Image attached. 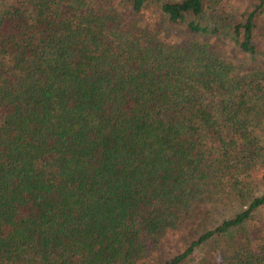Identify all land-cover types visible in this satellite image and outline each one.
Wrapping results in <instances>:
<instances>
[{
  "label": "trees",
  "instance_id": "16d2710c",
  "mask_svg": "<svg viewBox=\"0 0 264 264\" xmlns=\"http://www.w3.org/2000/svg\"><path fill=\"white\" fill-rule=\"evenodd\" d=\"M5 2L0 264H143L165 228L207 201L240 200L165 263L186 264L255 220L264 195L244 201L264 156V52L249 66L232 54L258 55L264 0L239 20L220 0ZM156 2V19H135ZM172 27L186 43H167ZM258 246L218 248L201 264H264Z\"/></svg>",
  "mask_w": 264,
  "mask_h": 264
},
{
  "label": "rangeland",
  "instance_id": "374dc122",
  "mask_svg": "<svg viewBox=\"0 0 264 264\" xmlns=\"http://www.w3.org/2000/svg\"><path fill=\"white\" fill-rule=\"evenodd\" d=\"M18 0H6L3 10L8 9L10 6H14ZM94 3L96 1L102 0H92ZM111 4L115 0H103ZM158 1H167V0H158ZM261 0H220L223 2L227 8V15H234L238 20L241 15L244 13L246 9L253 8L256 5L260 4ZM91 2V0H90ZM114 8H109L107 11H114ZM157 10H159V3L156 2L154 5H151L149 11L146 15L137 16L135 19L140 22H147L151 18L156 19ZM128 16L127 12L123 9V17L126 18ZM130 23H137L132 17L126 18ZM162 24L160 20L157 22ZM207 23V21H206ZM208 23H210L208 21ZM165 25V24H164ZM137 27V26H136ZM164 34L166 35V41L168 44L179 46L181 43H186L188 37L185 34V30L183 27H172L170 29L163 28ZM180 37L183 39L180 41ZM255 44L258 48V55L255 57H245L239 54L237 51H233L234 63L236 65L249 66L251 64L261 65V55L264 52V14L260 18L258 22V27L254 34ZM219 41L220 49H224L227 46L228 42ZM224 51H226L224 49ZM227 52V51H226ZM229 53V52H227ZM264 67V66H263ZM258 128L257 136L263 139L264 135V117L261 119L258 117L257 122ZM246 186L250 189L247 190L246 200L244 204L248 201H251L254 197H259L264 195V156L262 155L255 163V167H253L248 172V177L246 178ZM241 201L229 202L225 199V201H218L213 204V202L207 201L202 207H200L196 211V215L194 218L185 223L179 229H173L171 227L165 228L163 231V238L158 248L155 250L156 252L143 264H165L167 260L172 258L173 256L183 252V250L194 240L199 237L200 234L203 233L205 229H212L215 226L219 225L224 219H227L229 216L233 214V212L238 211L243 207L241 205ZM255 240L256 244H258V249H262L264 251V207L256 211L255 220L247 224L246 227L237 230L232 233V235H228L225 239H218L212 241L208 245L203 246L201 249L197 250L195 254L188 260L186 264H201L205 257L212 254V252L218 248H229L230 251L235 252L243 245L246 244L247 241ZM259 251V252H262Z\"/></svg>",
  "mask_w": 264,
  "mask_h": 264
}]
</instances>
